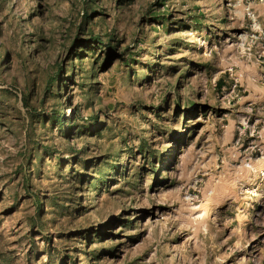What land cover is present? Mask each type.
<instances>
[{"label":"rangeland","instance_id":"374dc122","mask_svg":"<svg viewBox=\"0 0 264 264\" xmlns=\"http://www.w3.org/2000/svg\"><path fill=\"white\" fill-rule=\"evenodd\" d=\"M247 5L0 0V264H264Z\"/></svg>","mask_w":264,"mask_h":264},{"label":"trees","instance_id":"16d2710c","mask_svg":"<svg viewBox=\"0 0 264 264\" xmlns=\"http://www.w3.org/2000/svg\"><path fill=\"white\" fill-rule=\"evenodd\" d=\"M89 1H93V0H89ZM92 13H96V12L94 11ZM87 16L88 15H85V18ZM82 34L85 35V27L79 26L77 28L76 36H75L74 41H73L74 49L76 46L84 49V51L86 48H91L92 50H100V51H102L104 48L111 49V50L113 49V46H111L110 42L104 40V38H102L99 34H94L93 32H89L84 37H82ZM60 69H61V66H60ZM56 120H58V118H56ZM71 127H72V129L75 128L73 124L71 125ZM139 147L142 148L143 145L140 144ZM139 151L141 152V150H139Z\"/></svg>","mask_w":264,"mask_h":264},{"label":"built area","instance_id":"2783aa9c","mask_svg":"<svg viewBox=\"0 0 264 264\" xmlns=\"http://www.w3.org/2000/svg\"><path fill=\"white\" fill-rule=\"evenodd\" d=\"M256 3L264 5V0H255ZM245 13L250 19L251 27L250 30L246 31L243 34H239L240 37L246 39L249 42H254L257 39V31L264 30V21L259 22L254 10L251 9V6H245Z\"/></svg>","mask_w":264,"mask_h":264}]
</instances>
